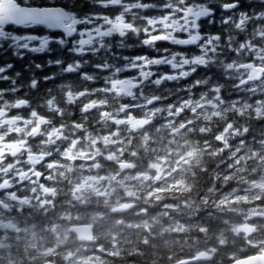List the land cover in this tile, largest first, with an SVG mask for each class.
<instances>
[{
	"label": "clouds",
	"instance_id": "9594fccd",
	"mask_svg": "<svg viewBox=\"0 0 264 264\" xmlns=\"http://www.w3.org/2000/svg\"><path fill=\"white\" fill-rule=\"evenodd\" d=\"M239 27L247 30L239 48L218 41L204 73L181 83L191 95L168 105L171 119H157L161 107L137 115L135 102L113 108L96 98L79 110L105 106L89 125L62 106L89 90L60 81L41 105L48 115L32 109L0 119V189L28 182L36 193L13 192L19 206L3 205L10 215L0 219V264H241L244 253L264 256V25ZM250 45L255 59L238 62ZM107 75L80 77L97 85L92 91L132 95L105 87ZM212 86L218 104L206 98Z\"/></svg>",
	"mask_w": 264,
	"mask_h": 264
},
{
	"label": "snow or ice",
	"instance_id": "6c2138e0",
	"mask_svg": "<svg viewBox=\"0 0 264 264\" xmlns=\"http://www.w3.org/2000/svg\"><path fill=\"white\" fill-rule=\"evenodd\" d=\"M90 4L88 11L81 12L77 10L81 5L69 7L59 0H0V50L11 49L14 56L22 59L24 53L52 52L58 46L80 57L99 56L104 52L107 60L113 39L118 37L115 46L123 49L129 35H143L140 43L154 49L160 41L198 49V54L193 56L164 49L168 54L160 58L143 55L115 58L124 60L123 66L107 67L105 60L97 63L98 71L115 73L117 77L122 72L136 70L135 79L147 77L148 83L154 86L190 77L192 68L205 64L203 48L210 46L205 42L227 41L230 33L225 29L230 26L242 33L240 25L251 20L264 22V11H245L241 0H90ZM204 24L220 27L215 33L204 32ZM42 30L45 34H37ZM181 34H186V38H181ZM240 40H244L242 34ZM87 63V60L66 64L62 59L47 61L49 66L54 64L67 74H81ZM111 63L108 60V64ZM159 65L170 66L174 74H160L152 79L157 76L152 67ZM34 67L43 69L41 64ZM13 69L12 63L0 66V83H6V88H15L21 82L20 72L9 74ZM31 81H36L37 85L40 82L34 75Z\"/></svg>",
	"mask_w": 264,
	"mask_h": 264
},
{
	"label": "flooded vegetation",
	"instance_id": "af4514ba",
	"mask_svg": "<svg viewBox=\"0 0 264 264\" xmlns=\"http://www.w3.org/2000/svg\"><path fill=\"white\" fill-rule=\"evenodd\" d=\"M204 32L206 31L204 30ZM37 34H45V32L42 30ZM143 38V35L139 37L129 35L125 40L126 46L123 49L115 46L119 38H114L112 41L113 47L111 51L107 53V60L104 57V52H101L99 56L88 54L80 57L73 53H70L68 51V48L60 49L58 46L55 47L52 52L41 54L24 53L22 59L14 56L11 49H7L6 51L0 50V66L7 63H12L14 64V69L9 74L12 75L17 71L21 73V82L18 83L15 88H6L8 86L6 83H0V88H4L3 91H0V119H3L7 116L16 115L28 116L32 109H36L40 113L48 115L49 113L46 112L45 108L41 105L44 100L52 95V93L48 91L49 86L55 88L58 81L64 82L77 89L87 88L89 90L87 95L83 99L76 101L74 105L68 103L62 104V106L67 107L69 110L75 111L77 115L80 116V119H83V115H87L89 117V125H92L93 122L99 118L100 111L105 106H98L92 111L83 115L80 114L79 110L84 103L96 98H107L110 102L111 107L113 108L119 107L118 101L129 103L130 105L132 104V102H135V104L139 105L136 110L137 115H145L149 111L154 110L156 107H161L163 111L162 114L157 117V119H171L172 117L167 116L168 105L175 100L176 106L178 107L180 103H182L183 99H188L191 95L186 88L180 87L181 83L187 84L195 77L204 73V67L212 59L213 49H215L217 53L220 51V47L217 45V43L213 44L212 41L205 42L206 45H210L209 47L203 48L205 64L203 66H200L197 73H195L192 77L181 78L175 81H166L165 83L153 86V84L148 83L147 77L140 80L135 79L134 77L138 76V72L136 70L122 72L120 74V77H117L115 73L104 72V74H108L106 77H104L103 80L105 87L116 89L118 91H121L122 93H124L125 90L130 89L132 92V95L130 97L123 94L117 97L115 95V92H113L111 95H108L107 93H104L102 91H92L93 89L97 88V85L95 83H87L82 81L80 73L67 74L64 71L60 70V67L55 66L54 64L51 66L47 64L48 60L55 61L56 59H62L65 64L75 60H87L88 63L82 67L81 73H91L94 71H98L93 66L97 65L100 60H105V66L107 67H115V65L123 66L124 63H126L122 59H115L117 57L126 56L129 58H133L143 55L148 56L149 58H160L161 56L168 54L164 52V49H168L169 52H180L188 56L198 54V49L195 46L173 45L167 41L157 42L156 49L150 48L140 43V40H142ZM181 38H186V34H181ZM69 47H71V44H69ZM244 50L245 49L240 51V53L244 52ZM108 60H110L112 63L108 64ZM256 62L258 63L259 61L257 60ZM35 64L43 65V69H35ZM193 69L194 68H192L191 71H193ZM152 71L157 74V76L152 77V79L157 78L160 74H174V70H172L168 65L153 66ZM33 75L37 78V80L40 81L38 85L36 81L30 82V78ZM120 78H122L123 80ZM246 87L248 88V86ZM65 90L67 91L68 89ZM207 91L208 96L206 98L212 99L214 101V104H218L219 101L215 99V87L212 86ZM199 95L203 96L204 93L199 92ZM153 97H159L160 99L158 101H155L152 105H148L147 101L149 99H152ZM206 107L209 111L213 110L212 105H206ZM124 115H127V113H125ZM187 115L188 113L185 112V115L181 117V119L185 118ZM71 118L72 117H66V119ZM56 123L59 124L61 123V121L57 119ZM96 127H99V125H96ZM80 135H83V133L81 132ZM3 179V177H0V183H3ZM42 182L45 184L48 183V181L43 180V178ZM32 187H34V185L25 182L23 184H19L16 187L0 189V216H3L5 214V217H7L8 215H10V213L6 212L5 208L3 207L4 204H16L17 206H19L18 201H13L11 199V193L15 192L16 195L20 198L29 195L35 197L36 193L31 192ZM12 211L15 212V208H13Z\"/></svg>",
	"mask_w": 264,
	"mask_h": 264
},
{
	"label": "trees",
	"instance_id": "16d2710c",
	"mask_svg": "<svg viewBox=\"0 0 264 264\" xmlns=\"http://www.w3.org/2000/svg\"><path fill=\"white\" fill-rule=\"evenodd\" d=\"M59 2L61 3H65V4H68L69 7H72L73 5H81L82 7L78 8L77 10L78 11H81V12H85V11H88L89 8L91 7V4H90V0H59ZM241 3H242V8L245 10V11H248V12H256V13H259L261 12L262 10H264V2H261V0H241ZM259 25H264V22H259L257 20H251L250 23L247 24V28L252 30L253 32L255 31V29L259 26ZM205 27H209L208 32H212V33H215L218 31L219 29V25H207L205 24ZM229 29V30H228ZM228 29H225V31L229 32L230 35L227 39V42L230 46H233L235 48H239V43L241 42L240 40V35L242 34L244 36V34L247 35V30L243 31L242 33H238V32H234V28H232L231 26L228 28ZM233 37H238V40L236 41H233ZM245 38V37H244ZM217 45L219 47H221V44L217 41L216 42ZM253 44H256V43H259V41H252ZM240 52V51H239ZM239 52H237V55H235V59L239 62L241 60H250L251 57V53L246 51L245 53V56H244V52H241L240 56H239ZM215 57L212 56V59H214ZM245 91H248V88L245 90ZM249 95H253V93L249 92ZM173 109V108H172ZM171 109V110H172ZM169 111V110H168ZM252 251H255V250H252ZM244 255H249L248 253H244Z\"/></svg>",
	"mask_w": 264,
	"mask_h": 264
},
{
	"label": "water",
	"instance_id": "95a60500",
	"mask_svg": "<svg viewBox=\"0 0 264 264\" xmlns=\"http://www.w3.org/2000/svg\"><path fill=\"white\" fill-rule=\"evenodd\" d=\"M241 264H264V256H252L247 260L241 261Z\"/></svg>",
	"mask_w": 264,
	"mask_h": 264
},
{
	"label": "rangeland",
	"instance_id": "374dc122",
	"mask_svg": "<svg viewBox=\"0 0 264 264\" xmlns=\"http://www.w3.org/2000/svg\"><path fill=\"white\" fill-rule=\"evenodd\" d=\"M244 90H246V89H244ZM252 93V92H251ZM5 214L3 215V216H0V219H3V218H5Z\"/></svg>",
	"mask_w": 264,
	"mask_h": 264
}]
</instances>
